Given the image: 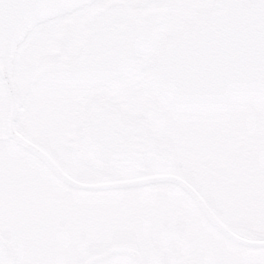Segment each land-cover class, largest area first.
Returning <instances> with one entry per match:
<instances>
[{"label": "snow or ice", "instance_id": "6c2138e0", "mask_svg": "<svg viewBox=\"0 0 264 264\" xmlns=\"http://www.w3.org/2000/svg\"><path fill=\"white\" fill-rule=\"evenodd\" d=\"M0 264H264V0H0Z\"/></svg>", "mask_w": 264, "mask_h": 264}]
</instances>
